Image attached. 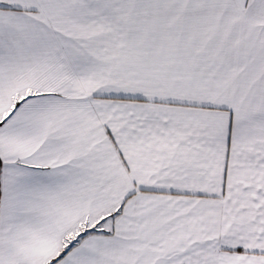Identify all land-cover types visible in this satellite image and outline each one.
<instances>
[{"label": "snow or ice", "instance_id": "snow-or-ice-1", "mask_svg": "<svg viewBox=\"0 0 264 264\" xmlns=\"http://www.w3.org/2000/svg\"><path fill=\"white\" fill-rule=\"evenodd\" d=\"M0 264H264V0H0Z\"/></svg>", "mask_w": 264, "mask_h": 264}]
</instances>
